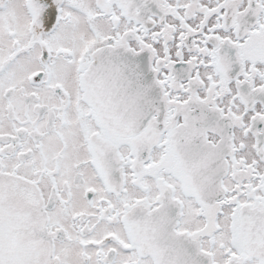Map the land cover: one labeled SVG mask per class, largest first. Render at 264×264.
<instances>
[{"label": "snow or ice", "instance_id": "snow-or-ice-1", "mask_svg": "<svg viewBox=\"0 0 264 264\" xmlns=\"http://www.w3.org/2000/svg\"><path fill=\"white\" fill-rule=\"evenodd\" d=\"M0 264H264V0H0Z\"/></svg>", "mask_w": 264, "mask_h": 264}]
</instances>
